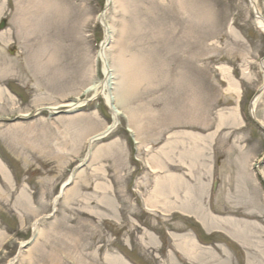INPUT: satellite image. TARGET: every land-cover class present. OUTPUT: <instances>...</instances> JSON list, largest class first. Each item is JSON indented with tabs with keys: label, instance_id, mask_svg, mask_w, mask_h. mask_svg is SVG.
<instances>
[{
	"label": "rangeland",
	"instance_id": "obj_1",
	"mask_svg": "<svg viewBox=\"0 0 264 264\" xmlns=\"http://www.w3.org/2000/svg\"><path fill=\"white\" fill-rule=\"evenodd\" d=\"M28 1L0 0V21L7 20L6 28L0 31V57L8 59L12 66L17 61L13 69L0 61V89L12 103L5 105L0 100V158L8 176L5 179L0 174V264H114V258L118 259L116 264H131L128 260L133 264H212L208 253L214 254L204 248L198 254L204 260L194 261L173 251L176 241L171 234L175 230H187L192 235L201 232L194 218L189 217L190 211L184 214L173 208L172 192L181 197L187 190L183 184L166 190L164 195L170 200L167 207L160 202L163 207L147 210L143 199L146 204L147 199L152 200L157 178L162 182V178L174 174L185 176L190 182L188 190L206 206L210 149L216 137L220 150L216 154L217 159L220 157L218 190L224 197L220 212L226 208L232 215L260 214L259 228L264 226L259 193L251 188L244 167L250 153H264V133H259L262 140L257 149L243 151L241 142L247 135L238 128L240 120L221 122L220 117L234 112V108L249 116L248 103L263 83L259 61L264 56V33L253 22L248 0H114L108 8L107 0H52L61 6L34 0L41 3L44 14L37 19L27 17L34 22L31 31L18 30L13 22H22L19 7H25ZM257 5L264 15V0H258ZM101 12L114 27L106 55L115 64L122 52L138 80L131 99L123 102L118 128L90 142L92 131L103 129L112 119L103 92L94 98L93 92H84L91 83L105 81L103 63L95 61L105 36L103 21L97 17ZM37 32L47 40L45 49H57L56 57L43 60L33 52L31 56L27 54L30 48L25 37L30 34L34 38ZM190 40L192 63L187 61L189 51L185 48ZM226 65L233 67L240 81L231 77L232 69H221ZM248 65L251 74L247 77L243 69ZM223 72L233 80L234 90L229 89L230 82L223 80ZM89 74L90 80L86 78ZM76 98L90 100L66 112H60L67 109L63 106L53 112L39 110ZM130 106L136 111H149L153 117L150 124L145 123L148 118L138 119L140 127L143 125L144 141H151L150 152L143 146L137 151L126 131V107ZM23 113H28L27 117L20 116ZM256 114L264 122V93ZM116 141L120 144H113ZM88 152L89 164L77 172L74 184L53 204L52 199ZM128 161L137 167L134 173L139 193H131L130 184L129 189L126 187ZM260 167L264 188V161ZM95 169L99 171L95 173ZM8 173L17 185L33 191L37 207L31 206L24 189L27 202L16 198L18 193L13 191ZM106 175L115 178L113 189L106 185ZM123 194L130 198L129 202L123 200ZM227 194L231 198L226 201ZM243 195L251 196L253 202L246 203ZM116 201H124L118 215ZM19 207L30 212L22 213ZM38 213L43 215L34 224ZM234 222V238L240 236V231L251 240L260 236L257 228L253 231L251 225ZM5 231L9 237L2 241ZM146 231L154 236V243ZM202 232L210 240L224 238L208 234L210 229L203 228ZM231 239L215 245L229 248L233 264H264L256 247H239ZM169 251L171 255L167 256ZM175 255H179L176 260Z\"/></svg>",
	"mask_w": 264,
	"mask_h": 264
},
{
	"label": "bare ground",
	"instance_id": "obj_2",
	"mask_svg": "<svg viewBox=\"0 0 264 264\" xmlns=\"http://www.w3.org/2000/svg\"><path fill=\"white\" fill-rule=\"evenodd\" d=\"M45 2H51L52 0H42ZM257 1L258 0H248L250 9L252 12H254L255 16L253 17V22L255 24V26L261 30L264 33V15L262 13V11L260 10V8L257 5ZM51 3H55L58 6H61V4L59 2H55L52 1ZM107 4V8L109 5H113L114 4V0H107L106 2ZM41 3H39L38 1H28L27 5L24 7L22 5V7H19L20 10V14L22 15V22L18 21L17 22H13L14 25L16 26V28H25L28 29L29 31H31L32 25L34 24V22H32L31 20H29L27 17H35L36 19L41 16L42 14H44V11L41 9ZM124 7V4H123ZM17 12V11H16ZM98 19L100 21H103L102 24L104 26V39L100 45V50L98 52V60H101V62L103 63V75L105 78L104 82H94L91 83L89 86H87L84 90V92H93V98L95 96L98 95L99 92H103L104 93V98L106 100L107 105L109 106V108L111 109L112 112V116L111 118L113 119V121L110 124H106L104 125L103 129L98 128L95 131H92V133H94L93 135H90L89 139L92 141L97 140V139H103L105 137H107L108 134L112 133L113 130L121 123V119L120 116L123 114V102L125 100H127L128 98L131 99V96L133 94V92L135 91L136 88V82L138 80L137 78V74L135 73L133 66L131 68H129V64L127 62L126 59H124V54H122V52H120L119 55V61L118 63L115 64H111L110 62V57H108L106 55V50L108 49L107 45L110 43L111 39L113 38V33H114V27H112L108 22H106L105 20V16L104 13H100L98 16ZM34 26V25H33ZM19 30V29H18ZM20 31H17V36H20ZM3 39V37H2ZM6 41V38L3 39V41ZM25 41L27 43H29L27 45V47L29 46V48L27 50V54L31 56L32 52H33V56H35L36 58L42 57L43 60H47L48 57L50 56L51 58L56 57L57 55L55 54V52L57 51V49L51 50L53 49V47L49 46L48 49H45V45L47 43V40L45 38L39 37V33L37 32L35 37L33 38L32 36H30V34L26 35L25 37ZM186 51L188 52V59L187 61L189 63L193 62L194 59V55L191 52V49L193 48V41L190 40L188 45L186 44L185 46ZM51 50V51H49ZM88 53H87V57H88ZM34 60V59H32ZM0 61H2V65L7 66L9 69H13V66H16L17 61L13 63L9 62V60L4 59L3 57H0ZM262 61H264V58L262 59ZM93 63V61H92ZM92 65V64H91ZM261 70H263L264 73V63L260 65ZM221 69H226L225 66H222ZM249 68H245L243 69V74L246 75L248 77V75L250 74ZM91 70V69H90ZM87 76V75H86ZM91 75L89 74V78L90 80ZM223 80L230 82L229 83V89L234 90V86L232 84V81L229 77H227V75L225 74V72H223ZM1 87V85H0ZM2 88V87H1ZM134 89V90H133ZM238 90V89H237ZM240 91V90H239ZM3 89H0V100L3 101V103L5 105L10 104V100H6V98L4 97L3 94ZM264 93V74H263V83L261 85V87L258 90V93L256 94L257 96L254 97V99L252 100L251 103V114L253 116L254 119L258 118V116L256 115V109H257V104L258 101L260 99V97H262ZM76 98L75 101H68L65 104H60L59 106L57 105H53V106H48V107H42L39 110L41 111L42 109H49V111H55L56 109H58L59 107H67L70 109H74L76 107H78L81 103V100ZM12 101V100H11ZM129 102H132L131 100ZM15 103V102H14ZM13 103V104H14ZM12 104V103H11ZM81 106V105H80ZM16 108H21V106H18ZM126 110L128 111V126L126 127V131L131 132L132 136H135V140H134V144H136V149L140 148L141 146H143L145 148L146 152L151 151L150 148L152 147V144H150L149 142L151 141H144L143 137H142V127H140L141 122H139V118L142 117L143 118H148V121H145V123L148 122V124L151 123V118H153L151 116V114H149L146 112H142V111H136L135 107L130 106L129 108L126 107ZM229 113V112H228ZM28 113H23L20 116L22 117H27ZM30 115V114H29ZM237 113L236 111L231 112L227 115L226 113H223L222 115H220L221 117V122L222 120L227 119V121H231L233 119L234 122H237ZM228 117V118H227ZM231 117V118H230ZM256 117V118H255ZM141 119V120H142ZM260 121V124L262 125V127L264 128V122L263 120ZM238 125V124H237ZM91 133V134H92ZM89 135V134H88ZM141 135V136H140ZM87 136V135H86ZM144 143V144H143ZM113 144H120L119 141H116ZM170 144V143H168ZM172 144V143H171ZM110 146V145H109ZM102 151V148L100 149ZM98 148V151H100ZM149 150V151H147ZM100 151V152H101ZM156 156V153H155ZM181 158V157H180ZM137 161H139V158H136ZM264 160V157H262L260 159V161ZM260 164V162H259ZM246 165V162H245ZM152 165H150L151 167ZM243 166V165H241ZM155 168V166H154ZM0 172L2 173V175L4 176L5 179H7V175L5 172V168L3 166V164L0 163ZM258 173H261L260 170L257 171ZM172 173V172H170ZM263 173V172H262ZM210 179L212 177V173H209ZM183 179V181L180 180V178ZM162 182L161 180H159L158 178L155 180V186L157 188H153V197L151 198L152 200H148L147 199V210H155L158 207H163L160 206L162 205L161 203L164 204V207H167L168 205L166 203H169V198L167 196H165L164 194L166 193V190L168 189H173L174 186L177 185H181L183 184L184 189L187 188V190L183 191V194L181 197H179L177 194H175L174 192L173 195L175 196L173 199L174 202V207L175 209L178 210V212L180 213H184L187 214L188 211H190V213H188L189 216H193L195 215L198 218V221L200 222V224L206 228V229H210L213 231H222L223 234H227V235H223L224 238L221 237H216L215 239H220L221 241H226L227 239H230L232 241L231 238H233L236 242V244L244 248H249L248 246H254L256 247L258 254L262 253V256L264 257V238H263V233H264V226H262V228H259L260 223L257 221L260 219L259 214H255V213H233V214H242V215H248L249 218H253L252 219H243L240 221H237L235 219H233L232 217V213L231 211H228L226 208L225 211L220 212L221 210L219 209L221 205V199H224V197L222 196V194H219V190L217 191L216 197H215V201H214V205L211 207L210 212L206 213L205 209V203L202 202L201 199H199L200 201H198L197 197L194 195V193L191 192L190 189V182L187 178H185L184 176L180 175H174V174H169L167 175L166 178H162ZM6 181V180H5ZM158 182V183H157ZM1 188V187H0ZM1 190V189H0ZM208 190V187H207ZM254 193H257L255 189H253ZM163 193V194H162ZM1 194V192H0ZM201 192L199 194V196H201ZM217 195L219 202L217 201ZM159 196H164V198H162L161 200L159 199ZM19 197L23 200H25L26 202V198L25 195L21 192V194L19 195ZM199 198V197H198ZM231 198V196L229 194L226 195V201ZM243 199L245 200L246 203H251L253 202V198H251V196H247V195H243ZM207 200V197H206ZM161 202V203H160ZM219 203V204H218ZM149 206V207H148ZM23 210H27V208H23L21 207ZM163 210V208H162ZM30 212V210H28ZM164 211V210H163ZM207 211V210H206ZM209 217H211V220H209ZM257 219V220H255ZM234 221L238 222L241 224V226H249L251 225L253 228V231H255V229L257 228L260 232V236H254L253 238L256 240H251L249 235L245 234V233H241L240 231V236H235L236 238H234L233 236H231L232 234V230L236 231V224ZM219 222L220 226L217 225V223ZM261 227V226H260ZM255 228V229H254ZM221 229V230H220ZM232 229V230H231ZM225 231V232H224ZM147 236L150 237V239H152V241L155 239L154 236L147 232ZM191 238L190 239V235ZM172 235L176 236L173 237ZM1 236V235H0ZM171 237L176 241L175 245L172 246L173 251L176 253V251L181 252V256L184 257V255L186 256L185 258L187 259L188 257L191 260H204V258L199 257L198 254H202V252L199 251V249L204 248V250H208L209 252H212L214 255L208 253V255H210V258L212 257L211 263L212 264H233L232 263V259H231V255L229 252V248L225 245V244H219V245H215V246H203L201 245L200 240L194 238V236H192L191 233H187L184 230H178L171 234ZM201 237L204 240H207L202 234ZM231 237V238H229ZM154 238V239H153ZM183 241H180V240ZM154 243V241H153ZM234 244V243H233ZM167 256L171 255V251H169L167 254ZM245 256L247 257V255L245 254ZM179 257V255H175V259ZM174 260H171V262H173ZM113 263L116 264L115 262L118 261L117 258L113 259ZM246 262V261H245ZM123 264V263H122ZM126 264V263H125Z\"/></svg>",
	"mask_w": 264,
	"mask_h": 264
}]
</instances>
